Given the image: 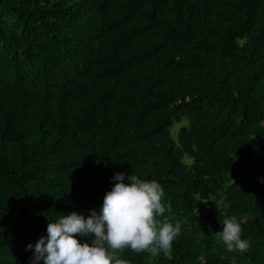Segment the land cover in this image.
<instances>
[{"label": "trees", "instance_id": "16d2710c", "mask_svg": "<svg viewBox=\"0 0 264 264\" xmlns=\"http://www.w3.org/2000/svg\"><path fill=\"white\" fill-rule=\"evenodd\" d=\"M117 172L182 225L172 259L128 264H264V0H0V264ZM231 216L247 252L218 237Z\"/></svg>", "mask_w": 264, "mask_h": 264}, {"label": "clouds", "instance_id": "9594fccd", "mask_svg": "<svg viewBox=\"0 0 264 264\" xmlns=\"http://www.w3.org/2000/svg\"><path fill=\"white\" fill-rule=\"evenodd\" d=\"M111 180L99 211L85 216L72 211L49 220L47 235L35 244L30 264H128L124 249L133 252L160 251L172 259L173 243L182 225L165 222V190L157 180H146L135 172H117ZM218 237L228 252H247L251 242L242 238L241 222L235 217L219 220Z\"/></svg>", "mask_w": 264, "mask_h": 264}, {"label": "rangeland", "instance_id": "374dc122", "mask_svg": "<svg viewBox=\"0 0 264 264\" xmlns=\"http://www.w3.org/2000/svg\"><path fill=\"white\" fill-rule=\"evenodd\" d=\"M185 124H186L185 122H182V123L176 124L174 126V128L172 129V136H173V138H175V139L177 138V135L179 133L180 128L182 126H184ZM187 161H189V160H187Z\"/></svg>", "mask_w": 264, "mask_h": 264}]
</instances>
